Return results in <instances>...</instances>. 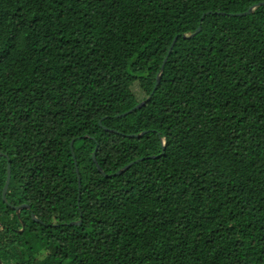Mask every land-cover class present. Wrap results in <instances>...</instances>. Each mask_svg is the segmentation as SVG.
Segmentation results:
<instances>
[{
    "label": "trees",
    "instance_id": "16d2710c",
    "mask_svg": "<svg viewBox=\"0 0 264 264\" xmlns=\"http://www.w3.org/2000/svg\"><path fill=\"white\" fill-rule=\"evenodd\" d=\"M263 1L0 0V264H264Z\"/></svg>",
    "mask_w": 264,
    "mask_h": 264
},
{
    "label": "water",
    "instance_id": "95a60500",
    "mask_svg": "<svg viewBox=\"0 0 264 264\" xmlns=\"http://www.w3.org/2000/svg\"><path fill=\"white\" fill-rule=\"evenodd\" d=\"M259 6H264V1L252 5L245 12L237 13L236 15L240 16V15H248V14H251ZM199 31H200V27H198L193 33H191L189 35L183 34L182 37L183 38L192 37L196 33H198ZM175 39H176V37L172 40L171 45L169 46V48L167 50L166 56L162 60V64L160 66V70H159V72L155 76V84H154L153 89L150 92L149 96H147V98L145 100H143L142 102H140V103L136 104L135 106H133L131 109L123 112L122 114L117 115V117L126 116V115L132 113L133 111H135V110L141 108L142 106H144L146 104V102L150 99L151 95L153 94V91L156 89V87H157V85L159 83V80H160V77H161V74H162V71H163L164 64L166 62V59L168 57L169 52L171 51V49L173 47V44H174ZM144 133H145V131L141 132L138 135H129V137H139L140 135H142ZM72 144H73V140H71L70 143H69V149H70L71 155L73 157L74 155H73V150H72ZM161 144H162V151H161V154H162V152L164 150V142L162 140H161ZM94 153H95V150L91 154L92 162L95 164L96 169L99 172H101V170H100V168H99V166H98V164L96 162L95 154ZM0 156H1V153H0ZM155 157L156 156H151L149 158H155ZM143 159L144 158L137 159V160H134V161L128 163L127 165H125L124 167H122L121 169H119L118 171H116L115 173H113L112 176H116V175H119V174L123 173L130 166H132L133 164H135V163H137L139 161H142ZM74 164H75V161H74ZM75 167H76V164H75ZM75 173H76L77 181H78V183H77V190H78L77 204H78L81 186H80V182H79V176H78V170L77 169H75ZM101 173L103 174V172H101ZM103 176H106V175L103 174ZM9 181H10V167H9V165H7L6 177H5V181H4L2 190H1V199H2V201L4 203H7V201H6V193H7ZM27 208H28L27 205H24V204L19 205V206L12 207V209L15 211V213H16L17 216L19 215L20 210L27 209ZM31 218L34 221H37V219L33 215H31ZM79 224H80V219L78 221L69 223V225H79ZM22 230H23V225H22L20 231H22Z\"/></svg>",
    "mask_w": 264,
    "mask_h": 264
}]
</instances>
